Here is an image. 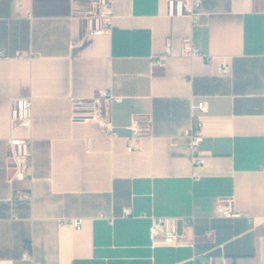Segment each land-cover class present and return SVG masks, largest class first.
<instances>
[{"label":"crops","instance_id":"0c3cea01","mask_svg":"<svg viewBox=\"0 0 264 264\" xmlns=\"http://www.w3.org/2000/svg\"><path fill=\"white\" fill-rule=\"evenodd\" d=\"M88 3L0 0V264H264V0H201L195 20L115 0L108 34L85 33ZM184 37L209 59L182 55ZM98 89L121 96L115 137L71 118ZM18 96L32 97L31 126L12 132L32 138V166L10 181ZM198 119L200 166L182 133ZM132 120L152 135L129 152ZM219 197L243 214L217 215ZM150 215L181 217L179 244L153 246Z\"/></svg>","mask_w":264,"mask_h":264},{"label":"built area","instance_id":"2783aa9c","mask_svg":"<svg viewBox=\"0 0 264 264\" xmlns=\"http://www.w3.org/2000/svg\"><path fill=\"white\" fill-rule=\"evenodd\" d=\"M16 7H19L21 0H14ZM115 0H89L86 11L82 18L85 23V33H111L114 28L113 5ZM201 0H167V14L169 16H189L195 20L199 13ZM170 42L167 41L165 54L155 61V64L163 65L164 57L170 54ZM180 52L188 56H204L200 49L193 43L190 37H184ZM16 56H22L23 53L16 51ZM3 49H0V57H5ZM220 73L229 72V65L223 62L218 66ZM121 96L113 94L108 89H98L90 98L88 104L83 101H77L74 104L71 118L73 120H96L101 129L110 137H115L116 131L111 120L109 105L113 101H119ZM197 109L200 113L207 110V102L200 99L196 103H191V110ZM9 121L11 135L9 141V156L12 161L13 172L9 180L25 179L31 174L32 166V138L30 136L16 137L12 135L17 125L30 127L32 124V97L18 96L10 100ZM129 133L124 136L126 149L132 152L139 146L142 137L152 135L149 127L140 120H132L127 126ZM182 133L189 137L188 147L192 152V162L200 166L205 161V155L199 151L198 145L202 140V122L196 120L191 125L183 128ZM90 138H86V149ZM215 213L223 217H239L243 213L233 206L232 197H219L215 204ZM131 214L129 207L124 209V215ZM81 218H76L73 225L77 228L81 225ZM149 236L151 244L155 245H177L181 236V224L185 221L175 215H150L149 216ZM201 264H205L201 262ZM210 264V263H209Z\"/></svg>","mask_w":264,"mask_h":264}]
</instances>
